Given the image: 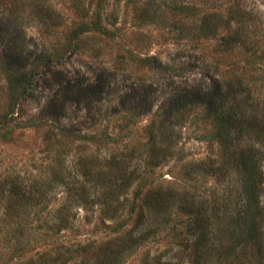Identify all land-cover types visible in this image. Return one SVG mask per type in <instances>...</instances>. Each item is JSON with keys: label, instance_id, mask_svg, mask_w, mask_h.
Listing matches in <instances>:
<instances>
[{"label": "rangeland", "instance_id": "obj_1", "mask_svg": "<svg viewBox=\"0 0 264 264\" xmlns=\"http://www.w3.org/2000/svg\"><path fill=\"white\" fill-rule=\"evenodd\" d=\"M9 1L21 18L0 5V264H264V0ZM98 4L103 28L82 31ZM219 107L242 118L232 147L262 174L256 241L238 235L251 203ZM121 167L133 182L112 218L101 195ZM12 186L24 201L10 206ZM157 190L173 191L168 211L147 203Z\"/></svg>", "mask_w": 264, "mask_h": 264}, {"label": "trees", "instance_id": "obj_2", "mask_svg": "<svg viewBox=\"0 0 264 264\" xmlns=\"http://www.w3.org/2000/svg\"><path fill=\"white\" fill-rule=\"evenodd\" d=\"M29 4H31L29 2ZM0 5L2 8H4L5 6L6 9L2 11V13H4L3 16L7 17V21H9L10 19L14 18V19H18L21 18V16L17 15L16 13V5L13 7V10L10 11V6H12V3L6 2V0H0ZM19 6V4H17ZM39 6L41 7V5H37V10L36 13L38 15L39 12ZM0 7V8H1ZM100 7L102 8V6H100V4H98V10L96 12V18L92 21H89L90 23H88L87 27H82L81 30L82 31H86L87 29L89 30L91 28V26H93L94 28H103L102 24V20H101V10ZM41 11H42V7H41ZM40 11V12H41ZM8 12V13H7ZM51 15V14H50ZM42 18H43V12L41 13ZM38 17V16H37ZM13 21V20H12ZM13 23V22H12ZM6 34H8L6 32ZM19 56H16V53L12 55V57H10L12 59L13 62L16 63H20L22 60V55L18 54ZM146 59V58H145ZM21 64V63H20ZM35 72V71H34ZM33 75V74H32ZM20 78L23 80V84H27L28 86L31 87V83L32 81L31 76H20ZM22 84V83H21ZM14 89V87H13ZM218 91V90H217ZM216 92V91H215ZM219 92V91H218ZM217 93V92H216ZM208 94V93H206ZM215 94H214V98H215ZM220 109H216V116L218 117V121H219V129H218V140L220 141V143L222 144L223 147H226L227 150H229L230 154V158L229 162L230 165H232V167L234 168L235 171H239L242 174V178H243V193L246 197V200H248L249 203V207H247V209L245 210L247 213L244 216V222L247 223L246 224V231L247 232V236L244 235V231L239 232L238 235H240L241 237L245 238L246 240L249 241H256L257 239H259L258 235H259V231H258V222H257V218L261 215V213H259V207H258V199H259V191H261V186H262V174L261 171L257 165V161L254 155L249 154H245L243 151H238L237 149H233L232 145V135H231V130L232 128L237 127V126H243L242 125V118L239 116V114L237 113V111H235V109L233 107H219ZM264 127V126H263ZM241 128V127H240ZM243 128H241L242 130ZM264 131V128H263ZM264 133V132H263ZM167 150L169 149H160L158 150L159 153H162V158H166V156L168 154H170L169 152H167ZM224 168V167H223ZM121 174L125 175L123 176V180L121 183L116 184L114 187H110L109 189H107L106 191H104L101 195V199H102V203L104 204V208H105V212H109L111 211V213L109 214V216H111L112 218H117L119 216H117L116 212L114 211H118L119 209H122L127 201V199L130 197H124V193L127 192V190L130 188L133 180L132 177L134 175L133 172L131 173H127L122 167L120 168ZM126 172L127 176L125 173ZM135 172V171H134ZM54 175H59V173L56 171L53 173ZM102 174H104V172L102 171ZM95 175V174H94ZM7 184V183H6ZM103 186V183H100ZM17 187V185H15ZM15 186L14 187V191H9L12 194V197L16 198L15 200L12 199L13 202H11L9 205H14L17 201V199L19 201H24L23 196L20 197H15L17 195H19L17 188ZM95 187H97V183L95 184ZM12 190V189H11ZM20 192V191H19ZM140 193H136L135 192V200L137 198V195ZM123 195V196H122ZM173 198H174V193L173 191H169L166 190L165 192L157 190L156 191V196H153V198H151L150 201H148L147 203L149 204V206L151 207V209H153L154 211H168V208L171 206L172 202H173ZM123 199V200H122ZM148 199V198H146ZM145 199V200H146ZM132 201V204H134V201ZM255 204V206H254ZM146 203L145 201H143L142 204H140V208L139 211L140 212H146ZM138 205H135V208H137ZM253 206V208H252ZM131 208H134V205H131ZM244 211V210H243ZM14 213L17 211H7L8 213ZM56 216L55 220L60 218V222H64V216H60L58 215L60 212L56 211L55 212ZM9 215V214H8ZM58 215V216H57ZM21 246V247H20ZM18 247H20V251L21 252H26V247L24 246V244L20 245Z\"/></svg>", "mask_w": 264, "mask_h": 264}]
</instances>
